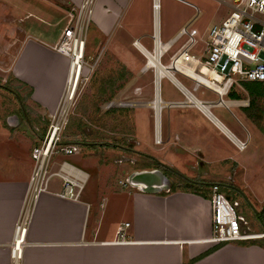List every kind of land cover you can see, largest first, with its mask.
I'll list each match as a JSON object with an SVG mask.
<instances>
[{"label":"crops","instance_id":"0c3cea01","mask_svg":"<svg viewBox=\"0 0 264 264\" xmlns=\"http://www.w3.org/2000/svg\"><path fill=\"white\" fill-rule=\"evenodd\" d=\"M64 1L78 4L81 0ZM131 1H96L93 25L103 38L118 25L124 28L126 36L137 37L133 40L148 39L151 31L145 21L144 28L140 29L141 22L132 13L135 11ZM182 3L190 9H184L168 42L178 38L185 27L190 35V26L200 15L196 7ZM60 16L59 12L55 13L56 22L62 21ZM31 17L40 25L48 23L46 18L50 19L39 7L36 13L28 12L23 20ZM63 27L47 33L40 30L39 36L43 39L32 34L33 28L23 27L24 42L7 70L16 82L29 88L31 105L43 118L55 111L65 84L67 60L51 50ZM171 86L179 98L163 101H180L181 94ZM227 98L228 106L236 109L241 118L240 123L225 109L237 125L224 124L213 115L214 121H211L192 107H172L160 112L161 141L155 145L159 147L156 152L161 161L158 163L153 158L155 155L145 154L149 164L144 163L136 171L159 170L169 180L166 191L142 193L133 187L127 189L119 181V188L101 186L100 190L91 192L84 189L78 201H70L56 195L60 191L59 181H51L48 191L38 197L33 207L17 263L10 258L12 236L32 169L30 151L38 144L44 128L38 124L39 134L31 137V141L20 142L24 147L19 143L0 146V264H264L263 241L221 245L207 242L211 235L212 185H217L226 198L237 203L236 212L248 227L250 224L239 202H256L258 193L251 186L264 187V134L245 114L249 99L244 85L241 89H232ZM32 125L37 131L33 121ZM17 133L14 142L23 139L20 135L24 133ZM151 134L144 129V135ZM252 140L253 146L248 148ZM238 142L246 143L243 151L237 150ZM73 167L87 175L83 169ZM87 180L88 175L86 183ZM242 186L250 187L249 195ZM124 224L128 226L123 227ZM258 226L257 223L249 229L256 230ZM118 227H123V238L128 243H117L121 240L116 236Z\"/></svg>","mask_w":264,"mask_h":264},{"label":"rangeland","instance_id":"374dc122","mask_svg":"<svg viewBox=\"0 0 264 264\" xmlns=\"http://www.w3.org/2000/svg\"><path fill=\"white\" fill-rule=\"evenodd\" d=\"M180 1L196 7L200 12L199 17L190 26L189 33L195 39V45L190 54L194 56L202 55L205 51L206 31H208L210 26L219 25L229 15V7L216 0ZM81 2L82 0L78 4L67 3L64 0H0V146H11L19 143L17 145L24 147L26 145L20 144V142H24L25 139L31 141V137H34L39 132L38 124H41L44 128L41 138L44 136L48 124L47 118L40 117L33 109V105L30 102L31 91L29 88L16 82L7 71L24 42L25 36L21 29L23 27H31L35 30V33H31L36 37L42 38L39 36L41 32L45 30L46 33L48 31L52 32L58 30L61 25L65 26L67 12L71 9L77 10ZM182 2L158 0L159 10L154 12L152 0L151 5L150 0H132V8L135 11L132 13L137 17L136 19H140V29L144 28L143 25L146 23L149 27V32L151 31L148 39L141 38L139 42L137 39L133 40L137 37L123 34L122 30L124 28L118 25L112 29L108 36L103 38L93 25L95 11L93 10V16L87 31L85 54L87 67L83 71L84 82L77 90L75 101L68 112V122L62 132L61 140L63 144L68 142L70 143L69 145L73 144V140L80 142L85 140L91 144H103L104 141H107L110 145L119 147L103 145H97L92 148L85 147L84 149H79V154L75 156L64 157L58 155L55 158L56 162L66 161L84 170L88 175L87 183L84 186L85 191L91 192L103 187L111 188L116 186L119 188V181H122L120 183H123V186L129 189L130 186L126 183L127 176L142 168L144 163L149 164L145 154L152 157L155 155L157 158L161 157L156 152L159 149L156 145L160 144L161 139L159 136L156 138L154 134L153 108L158 110L160 106L169 103L164 101L179 98V94L171 86L173 84L169 81L170 79H175L189 91H192L193 88V84L190 81L167 68L170 57L178 52L187 38L186 36H181L174 43L170 42L175 39L167 41L174 33L172 31L174 26L184 15V9H190ZM224 2L229 5V0H224ZM17 6L19 9H16ZM100 6L102 5L100 4ZM38 7L50 17V19L46 18V22L49 20L48 23L37 24L33 21V17L23 20L28 12L36 13ZM23 8H26V10ZM192 10L195 11L194 9ZM56 12L61 14L60 19L63 16L62 21L56 22L58 20L54 17ZM58 24L61 25L59 26ZM154 31H158L159 34L158 46L152 40ZM58 40L51 47L55 54L57 53L54 47L57 45ZM135 42L143 48V54L135 47ZM167 46L169 48L164 52ZM153 49L155 56L152 55ZM144 53L154 58L152 63H149V59ZM154 61H158L162 67H158V71L156 70L155 79V67L153 65L156 67L157 65ZM146 65H149L147 69H145ZM162 70H166L167 73L160 74ZM158 81L159 95L154 96V84ZM174 87L176 88V86ZM231 90L223 98L225 102ZM192 93L193 96L202 101H207V99L216 100V96L213 93L214 97L211 92L203 88H198ZM14 94L19 97L28 121L24 118ZM182 100L183 97L181 95V100L174 103ZM170 108L172 107L165 106L161 108V111ZM228 109L236 120L240 122L241 118L237 110L231 107ZM108 111H111V113H108ZM209 112L224 124L233 123L232 125H237L234 121L235 118L233 119L223 107H210ZM31 120L35 123L37 131L34 129ZM163 120L164 112L161 116V126L164 123ZM259 127L263 129L262 133L264 134V116L260 120ZM144 129H147V134H151L153 129V134L144 135ZM17 132L24 133L20 135L23 139L14 142L13 137H17ZM253 142L252 140L249 143L248 148L253 146ZM38 144L36 145L35 143L34 145L38 146ZM33 148L30 151V161ZM155 157L153 158L160 163L161 158L159 160ZM52 181L56 182L57 180L53 179ZM175 181L178 183L182 182L178 179ZM242 188L245 192H248L250 187L242 186ZM251 189H255L253 191L255 194L258 193L257 201L242 200L239 205L246 215V219L250 224L249 227L257 226V223L260 226L256 230H249L253 233L264 234V223H261L257 217L260 214L264 218V187L252 185ZM255 241L264 242V238Z\"/></svg>","mask_w":264,"mask_h":264},{"label":"built area","instance_id":"2783aa9c","mask_svg":"<svg viewBox=\"0 0 264 264\" xmlns=\"http://www.w3.org/2000/svg\"><path fill=\"white\" fill-rule=\"evenodd\" d=\"M216 1L226 4L230 13L219 25H213L208 29L204 42L205 51L202 55L190 54L195 39L188 34L186 27L179 33V37H187L186 42L170 57L167 68L190 81L193 88L189 91L175 79L169 80L176 86L183 100L178 103H166L158 110L153 108L156 138L159 136L162 107H192L207 119L214 121L209 112L210 107L215 105L228 110L229 106L223 98L232 88L241 89L243 84L247 83H264V0H229V5L224 0ZM95 3L96 0H82L77 10L71 9L67 12L66 25L54 47L55 52L67 60V74L58 106L46 117L48 124L44 136L31 153L32 169L10 248L13 263L21 259L33 207L38 197L48 191L50 182L53 179L58 180L60 191L56 195L70 201L79 200L86 184L87 176L84 173L77 171L65 161L56 162L55 158L58 155L69 157L79 152V146L63 144L61 135L67 125L68 112L75 101L76 92L84 82L83 71L87 67L85 63L87 31ZM152 9L154 12L159 10L158 0H152ZM234 34L241 36L237 47L242 50L235 59L229 54L230 41ZM179 37L170 43L176 42ZM152 40L156 46L159 45L158 31H154ZM135 47L143 54L144 50L137 42ZM168 48L169 46L164 52ZM155 63L157 67L153 65L154 79L158 67L162 68L158 61ZM159 81L154 84V96L159 95ZM198 88L213 93L216 100L209 102L197 99L192 92ZM235 146L238 151H243L246 143L238 142ZM210 191L211 235L208 243L221 245L264 238L263 233L257 234L249 230L245 219L236 213L237 203L228 202L217 185H212ZM127 226L128 224L123 225ZM123 227L116 230V236L121 238L117 243L129 242L123 238Z\"/></svg>","mask_w":264,"mask_h":264},{"label":"water","instance_id":"95a60500","mask_svg":"<svg viewBox=\"0 0 264 264\" xmlns=\"http://www.w3.org/2000/svg\"><path fill=\"white\" fill-rule=\"evenodd\" d=\"M14 96L16 97L17 101L19 102V105H20V108H21V111H22L24 118L26 119V121H28L19 97L16 94H14ZM67 144H70V143H67ZM73 145L89 146V145H93V144H90V143H73ZM126 183L130 187L136 188L138 191H140L142 193H147V194L160 193L162 191L168 190L170 187V183H169L168 178L166 176H164L157 169H152L149 171L133 172L127 176ZM231 188H233V187H231ZM233 189L236 190L235 188H233ZM225 199L228 202H230V199L228 197L227 198L225 197Z\"/></svg>","mask_w":264,"mask_h":264},{"label":"trees","instance_id":"16d2710c","mask_svg":"<svg viewBox=\"0 0 264 264\" xmlns=\"http://www.w3.org/2000/svg\"><path fill=\"white\" fill-rule=\"evenodd\" d=\"M243 85L245 87V90L247 92V96L249 99V106L246 109L245 114L260 129L259 123H260L261 118L264 116V83H250V84H243ZM108 113H111V111H108ZM74 141L75 140H73V142ZM77 142H80V141H77ZM81 142L84 143L87 141L83 140ZM97 145L119 147L117 145H110L107 141H104L103 144L93 143V145L84 146V148L85 147L92 148ZM257 217L259 218V221L261 223H264L263 215L258 214Z\"/></svg>","mask_w":264,"mask_h":264},{"label":"clouds","instance_id":"9594fccd","mask_svg":"<svg viewBox=\"0 0 264 264\" xmlns=\"http://www.w3.org/2000/svg\"><path fill=\"white\" fill-rule=\"evenodd\" d=\"M240 40L241 36L239 34H234L231 37L229 54L232 56L233 59H235L236 56L242 51L240 48L237 47V44Z\"/></svg>","mask_w":264,"mask_h":264},{"label":"bare ground","instance_id":"6f19581e","mask_svg":"<svg viewBox=\"0 0 264 264\" xmlns=\"http://www.w3.org/2000/svg\"><path fill=\"white\" fill-rule=\"evenodd\" d=\"M144 55L149 59V63H152L153 62V57L152 56H149L147 53H144ZM155 62V61H154ZM148 66L149 65H146L145 67V69H147L148 68ZM167 72H166V70H162L161 72H160V74H166ZM159 74V75H160ZM171 75V74H170ZM169 76V75H168ZM166 77H167V75H166ZM172 77V76H171ZM156 104H157V101H156ZM156 143H158V142H156Z\"/></svg>","mask_w":264,"mask_h":264}]
</instances>
